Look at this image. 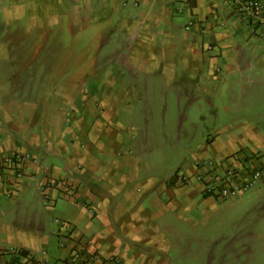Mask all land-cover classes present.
I'll list each match as a JSON object with an SVG mask.
<instances>
[{
    "label": "crops",
    "instance_id": "crops-1",
    "mask_svg": "<svg viewBox=\"0 0 264 264\" xmlns=\"http://www.w3.org/2000/svg\"><path fill=\"white\" fill-rule=\"evenodd\" d=\"M47 48L55 54L46 57L40 75L58 85L53 91L64 102L51 101L53 85L42 92L23 89L31 99L19 95L12 106L19 107L24 123L0 122V154L27 150L37 159L19 180L0 171V198H13L3 205L0 222L15 216L23 222L14 229L0 223V264L26 257L66 264L76 249L86 264H104L108 257L116 258V264H179L180 258L195 264L196 252L181 244L188 239L186 222L192 235L195 210L210 205L212 198L195 180L182 182L183 175L203 172L194 167L199 159L224 161L242 175L249 163L264 165L260 32L233 12L230 0H0V63L16 55L17 61L34 58V49ZM158 78L176 87L175 110L184 101L199 113L213 114L217 123L187 161L164 175L144 170V163L140 170L99 169L111 161L101 151L104 146L122 142L95 84ZM73 80L82 82L74 92L82 118L76 124H52L51 115L68 105L67 82ZM84 81L90 82L87 89ZM5 86L16 84L0 86V96ZM0 113L7 117L12 110L0 107ZM55 179L59 186L50 183ZM254 189L255 197L264 199V184ZM23 200L27 213L19 211ZM48 209L58 218L50 239L44 234L43 211Z\"/></svg>",
    "mask_w": 264,
    "mask_h": 264
},
{
    "label": "rangeland",
    "instance_id": "rangeland-1",
    "mask_svg": "<svg viewBox=\"0 0 264 264\" xmlns=\"http://www.w3.org/2000/svg\"><path fill=\"white\" fill-rule=\"evenodd\" d=\"M47 49L48 51L34 49L35 51H32L34 58H27L26 56V58L22 57L20 61H17L18 55H16L15 58L10 59L11 62L0 63V86H4L6 83L16 84V87L12 89L9 86V89L5 86L6 90L1 93L0 107L2 109L7 108L9 111L12 110V113L11 116L8 115L7 117L0 113V122L5 124L24 123V115L19 113V107L17 105L12 106V104L16 103L14 100L19 95L28 97L23 94V89H35L38 92H42L45 85H53L52 91L58 87L53 81L52 84L50 82L47 83L49 79L40 75L41 70L46 67L44 63H48L46 57L55 54L54 50ZM1 51L0 49V55H2ZM22 59L25 60L22 62ZM1 60L3 61L0 57ZM38 60H42V62L39 63ZM13 73L20 74V76L17 79H12L11 75ZM29 73L33 74L32 77ZM59 83L63 85V82ZM88 83L90 82H83L84 89H87ZM95 85V89L104 95L102 97V102L104 103L102 108L107 113H110V116L113 117L112 124H118V128L121 131L118 132L120 134L118 137L120 142H122L121 145L114 146V143L111 142L106 144L104 149L101 150L106 154L107 158H111L107 165H100L99 169L105 171L118 168L140 170V164L142 165L143 163L144 170L152 171L156 169L163 175L164 172L168 173L176 170L177 167H180L189 159L191 152L203 142L202 138L206 135L207 129L217 123L213 114L209 112L199 113L191 106H187L184 101H180L179 109L175 110L178 97L173 94L176 87L173 86L172 81L159 78L155 80L107 79L99 81ZM67 88H69L68 105L61 113H53L51 115L52 124H76L78 117L82 118L83 114L77 109L80 98L76 97V93H74L76 88H82V82L68 81ZM53 92L52 94L55 95L51 97L53 103H56L58 99L63 100V98L56 96L57 94L55 93L57 92ZM134 109L137 111L133 112L132 110ZM201 117H204V119ZM86 121L90 123L91 118H87ZM98 121L99 119L96 116L94 122L99 123ZM13 151H18L28 156L27 160L17 167V169L19 168V176L9 172L14 180H19L24 175V168L27 165L36 164L37 159L27 150L16 149L9 152ZM9 152L2 153L0 156ZM95 153V156H98V152L96 151ZM131 159H137L138 161L129 163ZM209 160L213 162L212 166L214 167L217 164L219 167L220 163L224 166H231L225 164L224 161L217 162L212 159H199L194 163L195 169L204 170L203 172L207 171L208 166L203 165V163ZM233 169L235 168L233 167ZM235 170L240 172L237 169ZM0 171L5 172V167L1 164ZM215 171L220 172L217 167ZM246 175L247 171L243 179H246ZM195 177L183 175L181 181L189 182L192 179L201 184ZM237 181L238 178H235L234 182ZM50 183L59 186L61 181L55 179ZM138 185L142 186V184ZM254 188L239 192L235 197L228 199H216L213 197L210 205H202L195 210L196 231L191 235V226L186 222V229L190 231V237L186 230L184 234H187L188 239L186 242L182 240L183 242L181 243L187 249H192V251L196 252L195 264H264V199H262V196L255 197ZM30 194L33 195V193ZM11 200L13 198L0 200V218L2 217L3 205ZM28 209V201L23 200L22 206L19 208L20 213H27ZM43 212L45 213V225L46 227L48 226V228H45L44 234L49 235L47 238L50 239L51 235L49 232L58 223L56 221L58 218L55 217L56 213L54 214L50 209ZM0 223L9 227L11 225L12 227L10 228L14 229V226L23 222H20L15 216L14 218L10 217L8 221L1 219ZM7 226L2 227V229L7 230ZM4 234L6 233L2 232L1 236H4ZM51 241L52 243L56 242L53 237H51ZM51 249H54V244ZM200 251L204 252V255H199L198 252ZM15 254H17V251ZM47 255L51 259L50 254L48 253ZM179 264H190V262L189 260L185 262L180 258Z\"/></svg>",
    "mask_w": 264,
    "mask_h": 264
},
{
    "label": "built area",
    "instance_id": "built-area-1",
    "mask_svg": "<svg viewBox=\"0 0 264 264\" xmlns=\"http://www.w3.org/2000/svg\"><path fill=\"white\" fill-rule=\"evenodd\" d=\"M233 8V12L242 16L248 20L251 24L255 25V29L260 32V35L264 38V0H230ZM209 50V47L207 49ZM27 154H22L18 151L9 152L0 156V164L5 167V172L15 173V176H19V168L25 160H27ZM203 165L208 166V170L199 174H196V180L200 181L203 187V192L209 197L216 199H228L235 197L237 193L247 191L248 189L255 187L257 184H264V165L255 168L254 165L249 163V167L246 169L247 177L244 178L240 172L233 169L232 166H224L220 163V166H212L211 160L204 162ZM202 165V166H203ZM216 167L220 172H216ZM238 178L237 182L234 179ZM11 253H15L17 250H9ZM116 258L108 257L104 261V264H116ZM6 264H43L31 257L22 259L19 263L7 262ZM66 264H86V260L83 259L82 250L76 249Z\"/></svg>",
    "mask_w": 264,
    "mask_h": 264
},
{
    "label": "trees",
    "instance_id": "trees-1",
    "mask_svg": "<svg viewBox=\"0 0 264 264\" xmlns=\"http://www.w3.org/2000/svg\"><path fill=\"white\" fill-rule=\"evenodd\" d=\"M16 256V255H15ZM17 256L22 257V256H27L26 252L17 250ZM14 259H17L16 257H13ZM17 262V261H16ZM18 263V262H17Z\"/></svg>",
    "mask_w": 264,
    "mask_h": 264
}]
</instances>
